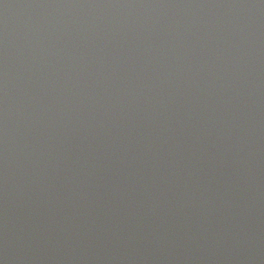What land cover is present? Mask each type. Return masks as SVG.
Instances as JSON below:
<instances>
[{
    "label": "water",
    "instance_id": "95a60500",
    "mask_svg": "<svg viewBox=\"0 0 264 264\" xmlns=\"http://www.w3.org/2000/svg\"><path fill=\"white\" fill-rule=\"evenodd\" d=\"M0 264H264V0H0Z\"/></svg>",
    "mask_w": 264,
    "mask_h": 264
}]
</instances>
